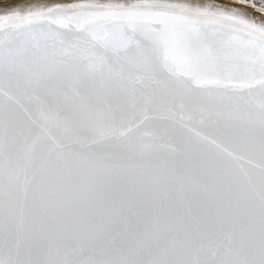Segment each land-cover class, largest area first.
Returning <instances> with one entry per match:
<instances>
[{
	"label": "snow or ice",
	"instance_id": "obj_1",
	"mask_svg": "<svg viewBox=\"0 0 264 264\" xmlns=\"http://www.w3.org/2000/svg\"><path fill=\"white\" fill-rule=\"evenodd\" d=\"M0 264H264V0L0 12Z\"/></svg>",
	"mask_w": 264,
	"mask_h": 264
},
{
	"label": "bare ground",
	"instance_id": "obj_2",
	"mask_svg": "<svg viewBox=\"0 0 264 264\" xmlns=\"http://www.w3.org/2000/svg\"><path fill=\"white\" fill-rule=\"evenodd\" d=\"M25 0H3L0 1V12L7 11L10 6L13 4H21L24 3Z\"/></svg>",
	"mask_w": 264,
	"mask_h": 264
},
{
	"label": "rangeland",
	"instance_id": "obj_3",
	"mask_svg": "<svg viewBox=\"0 0 264 264\" xmlns=\"http://www.w3.org/2000/svg\"><path fill=\"white\" fill-rule=\"evenodd\" d=\"M0 1H3V0H0Z\"/></svg>",
	"mask_w": 264,
	"mask_h": 264
}]
</instances>
